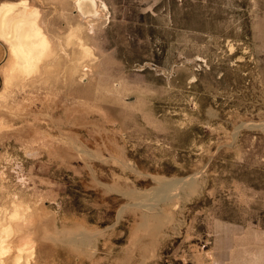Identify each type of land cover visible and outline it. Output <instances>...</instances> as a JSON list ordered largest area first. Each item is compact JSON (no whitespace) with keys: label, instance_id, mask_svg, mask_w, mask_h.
I'll use <instances>...</instances> for the list:
<instances>
[{"label":"rangeland","instance_id":"rangeland-1","mask_svg":"<svg viewBox=\"0 0 264 264\" xmlns=\"http://www.w3.org/2000/svg\"><path fill=\"white\" fill-rule=\"evenodd\" d=\"M77 1L0 0V264H264V0Z\"/></svg>","mask_w":264,"mask_h":264},{"label":"bare ground","instance_id":"bare-ground-1","mask_svg":"<svg viewBox=\"0 0 264 264\" xmlns=\"http://www.w3.org/2000/svg\"><path fill=\"white\" fill-rule=\"evenodd\" d=\"M96 1L97 0H78L77 1L78 9L80 10L81 13H83V15L86 13H93L94 15H96V14H98V9H99V8L97 9V7H96L97 6ZM14 13L15 12H12V10H9V11L5 12V14H3V16H1V18H0V24L2 23L1 25H2L5 32H7V30L12 25L11 24V18H12V15ZM31 19H32V17H25L24 16V17H21L20 19H18L15 22V24L12 25V27H14V29L19 32L18 33L19 38L16 39L15 45L17 46V50L19 51V55L21 56V58L22 57L25 58V57L29 56L27 51L24 52L25 49L23 50L19 46L22 43H24V44L27 43L29 45V47L31 46V50H33L32 45L34 47L35 46L39 47V52H40V50H42V48H44V46H40V42H42V38L39 35H37V33H35L33 26L31 25V22H29ZM27 38H29V39H27ZM79 38H80L79 39L80 40L79 46L81 47V50H80V53L78 55L81 56V55L93 53L92 48L90 46H87L83 42L81 37H79ZM25 59H27V58H25ZM192 179H193V177H192ZM193 180H195V179H193ZM185 183H187V181H179V182L174 181L171 183L170 186L173 187V186H176L177 184L185 186L184 185ZM193 183H194V181H193ZM150 214L151 215H149V217H150V219H152V221H154L155 225H158V224L162 225L163 224V222H164L163 219H165V218L161 217L158 212H154V213H150ZM154 230H158V228H154Z\"/></svg>","mask_w":264,"mask_h":264}]
</instances>
